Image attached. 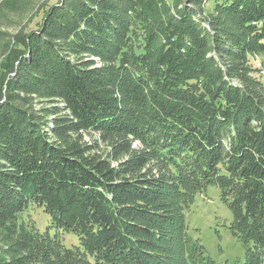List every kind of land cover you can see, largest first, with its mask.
<instances>
[{
    "label": "trees",
    "instance_id": "trees-1",
    "mask_svg": "<svg viewBox=\"0 0 264 264\" xmlns=\"http://www.w3.org/2000/svg\"><path fill=\"white\" fill-rule=\"evenodd\" d=\"M210 1L58 0L0 30V264H217L186 219L214 187L264 264V0Z\"/></svg>",
    "mask_w": 264,
    "mask_h": 264
},
{
    "label": "rangeland",
    "instance_id": "rangeland-1",
    "mask_svg": "<svg viewBox=\"0 0 264 264\" xmlns=\"http://www.w3.org/2000/svg\"><path fill=\"white\" fill-rule=\"evenodd\" d=\"M35 8L28 14L18 16L0 17V30L9 34H15L25 28L28 31L36 30L43 13L40 12V6L43 3L49 5L58 0H33ZM215 0H211L207 5L208 10H212ZM254 66L261 69L260 80L264 82V56L257 55L253 57ZM1 63V58H0ZM186 219L190 233L198 239L207 249L208 255L216 261L217 264H243L245 255V245L237 239L232 231H229V225L233 221L230 210L227 205L221 201L220 191L217 188H209L206 194L199 196L190 211L186 214ZM22 220L30 227H35L41 232L47 231L51 225L48 215L42 209L31 208L22 215ZM52 235L58 233L62 244L71 247L79 243L78 237L73 234L50 231Z\"/></svg>",
    "mask_w": 264,
    "mask_h": 264
}]
</instances>
